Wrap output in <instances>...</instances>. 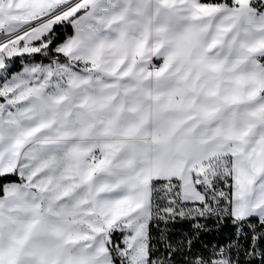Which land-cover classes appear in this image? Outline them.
Instances as JSON below:
<instances>
[{"label":"snow or ice","instance_id":"1","mask_svg":"<svg viewBox=\"0 0 264 264\" xmlns=\"http://www.w3.org/2000/svg\"><path fill=\"white\" fill-rule=\"evenodd\" d=\"M0 264H264V0H0Z\"/></svg>","mask_w":264,"mask_h":264}]
</instances>
